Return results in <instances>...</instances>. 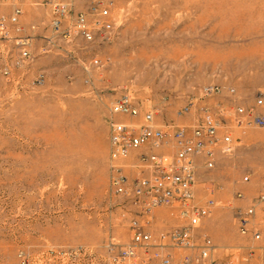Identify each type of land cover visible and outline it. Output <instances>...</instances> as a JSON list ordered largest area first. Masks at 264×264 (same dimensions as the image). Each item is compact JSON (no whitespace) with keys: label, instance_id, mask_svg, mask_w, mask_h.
<instances>
[{"label":"rangeland","instance_id":"1","mask_svg":"<svg viewBox=\"0 0 264 264\" xmlns=\"http://www.w3.org/2000/svg\"><path fill=\"white\" fill-rule=\"evenodd\" d=\"M112 1L114 32L92 42H64L50 27L48 6H25L31 59L0 76V264H16L19 250L129 242V215L110 189L108 168L109 107L123 92L156 109L160 126L190 124L192 113L175 115L190 97L251 107L264 95V0ZM11 49L0 42V64L11 62ZM94 58L98 64L90 65ZM206 84L234 94L200 99ZM231 133L234 150L217 153L213 169L197 158L195 204L204 201V184L217 188L216 206L195 237L210 239L214 261L247 264V244L264 257V229L259 241L240 235L233 207H246L261 187L264 128ZM236 191L247 199H236ZM185 223L176 209L160 207L147 229L155 238Z\"/></svg>","mask_w":264,"mask_h":264},{"label":"built area","instance_id":"2","mask_svg":"<svg viewBox=\"0 0 264 264\" xmlns=\"http://www.w3.org/2000/svg\"><path fill=\"white\" fill-rule=\"evenodd\" d=\"M28 3L50 8V27L66 43L76 37L87 42L108 38L115 29L112 0H0V42L11 43L14 52L10 63L0 64V76L4 78L10 77L13 67L31 59L32 36L23 33L21 23ZM34 26L30 24L29 28ZM97 64L96 58L90 61V65ZM42 77L37 74L36 81L40 83ZM223 93L231 96L234 89L206 84L199 88L198 98ZM257 108H264L262 94L251 107L229 101L210 106L190 97L175 111L178 117L192 113L190 124L160 126L155 119L156 109L142 106L130 92H123L109 107L108 168L110 189L123 199L129 215V242L108 241L101 248L78 245L50 246L35 252L19 250L16 264H241L235 259L214 261V247L206 236L197 243L195 229L215 208L217 188L204 184V201L195 204L197 158L204 168L213 169L217 153L226 155L234 150L233 127L264 128V112ZM247 180L244 176L243 181ZM234 197L247 199L241 191L234 192ZM248 200L244 208L233 207L236 229L240 235L259 241L264 229V179L257 194ZM160 207L176 209L186 223L152 238L147 227L153 211ZM258 248L253 244L244 246L242 262L264 264V257L256 254Z\"/></svg>","mask_w":264,"mask_h":264}]
</instances>
